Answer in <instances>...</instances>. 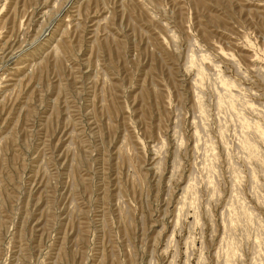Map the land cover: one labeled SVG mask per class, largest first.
<instances>
[{
	"label": "rangeland",
	"instance_id": "374dc122",
	"mask_svg": "<svg viewBox=\"0 0 264 264\" xmlns=\"http://www.w3.org/2000/svg\"><path fill=\"white\" fill-rule=\"evenodd\" d=\"M0 264H264V0H0Z\"/></svg>",
	"mask_w": 264,
	"mask_h": 264
}]
</instances>
